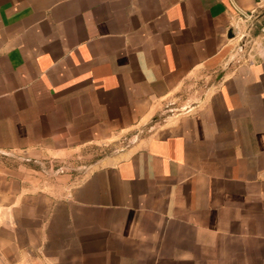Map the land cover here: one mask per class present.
I'll list each match as a JSON object with an SVG mask.
<instances>
[{
	"label": "crops",
	"instance_id": "crops-1",
	"mask_svg": "<svg viewBox=\"0 0 264 264\" xmlns=\"http://www.w3.org/2000/svg\"><path fill=\"white\" fill-rule=\"evenodd\" d=\"M0 264H264V0H0Z\"/></svg>",
	"mask_w": 264,
	"mask_h": 264
},
{
	"label": "rangeland",
	"instance_id": "rangeland-1",
	"mask_svg": "<svg viewBox=\"0 0 264 264\" xmlns=\"http://www.w3.org/2000/svg\"><path fill=\"white\" fill-rule=\"evenodd\" d=\"M211 80L212 79H206L205 80V79L202 78V79L197 80V81H199L200 84H204L205 81H207V83L210 84L212 82ZM190 96L192 98V94ZM174 108H175V110H173V111L164 112L165 117L167 116L166 114L171 115V116L172 115L175 116L176 114H179V111H177L176 109L180 108V106H175ZM180 113H181V111H180ZM159 117H160V115L158 114V118ZM152 128H154L153 125H152ZM126 144H127L126 142L121 143L122 146H125ZM56 175H58V174H56V170L54 168L53 169L52 168L49 169V167L43 168V171H42V174H41L42 179L43 180H46V181H48V180H54V177Z\"/></svg>",
	"mask_w": 264,
	"mask_h": 264
},
{
	"label": "built area",
	"instance_id": "built-area-1",
	"mask_svg": "<svg viewBox=\"0 0 264 264\" xmlns=\"http://www.w3.org/2000/svg\"><path fill=\"white\" fill-rule=\"evenodd\" d=\"M243 17L244 18H248V17H250V15L249 14H246V13H243Z\"/></svg>",
	"mask_w": 264,
	"mask_h": 264
}]
</instances>
